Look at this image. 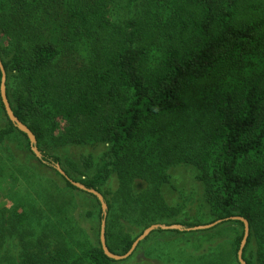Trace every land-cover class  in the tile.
Listing matches in <instances>:
<instances>
[{
  "label": "trees",
  "instance_id": "obj_1",
  "mask_svg": "<svg viewBox=\"0 0 264 264\" xmlns=\"http://www.w3.org/2000/svg\"><path fill=\"white\" fill-rule=\"evenodd\" d=\"M121 10L128 16L117 18ZM0 59L11 110L40 156L1 96L0 146L23 136L41 163L34 167L49 170L59 191L29 182L25 199L13 195L15 204L0 210V252L16 233L23 264H113L100 246V224L97 244L76 230L94 213L101 222L100 202L56 166L102 195L106 246L122 255L141 233L127 240L126 223L116 220L147 228L162 207V187H172L168 167L187 164L197 170L211 223L241 226L230 243L237 250L243 224L230 218L245 219L243 260L264 264V0H0ZM66 145L105 147L93 176L72 178L49 152ZM135 181L148 185L139 191ZM73 191L96 209H80Z\"/></svg>",
  "mask_w": 264,
  "mask_h": 264
},
{
  "label": "rangeland",
  "instance_id": "obj_2",
  "mask_svg": "<svg viewBox=\"0 0 264 264\" xmlns=\"http://www.w3.org/2000/svg\"><path fill=\"white\" fill-rule=\"evenodd\" d=\"M119 14L120 16L116 14L115 16L120 19L128 16L124 10H121ZM3 125V121L0 120V127ZM61 129L62 127H59V130ZM62 131L56 134L58 135ZM104 149V146L90 148L66 145L52 147L49 149V152L59 158L62 167L68 171L72 178L80 180L93 176L96 173L99 156ZM88 156H91L94 162L87 160ZM35 164L41 163L25 149V138L20 134H12L0 146V210L11 208L15 204L14 199L17 196L25 199L26 193L28 191L32 192L31 183L29 182L35 183L36 185L34 186L40 184L39 187L43 190H48L49 192L52 190V193H59L58 189L55 188L56 186L51 185L53 181L50 178L53 177L50 171L42 166L35 168ZM20 169L23 172H27L26 180L19 174ZM167 173L170 176L172 187H162L161 197L159 196L162 200V207L157 208L153 212V216H155L154 222L153 220L151 221L152 223H150V220L147 221L149 226L182 224L202 226L211 223L215 217L211 215L209 206L204 201L202 184L195 179L197 170L191 165L173 164L168 167ZM111 181L110 188L117 187L114 177L111 178ZM55 183L59 188L65 187L63 179L56 178ZM145 185H148L145 181H135L132 186L140 191ZM72 193L79 197V200H82V207L80 209H96L89 196L76 191ZM75 212L77 211L75 210ZM70 216L72 215L70 214ZM139 218L143 220L141 217ZM116 223H126L124 233L127 237L124 238L127 240L135 238L140 233L142 234L146 229L142 225L134 224V221L128 223L124 219H117ZM99 224L100 222L94 213L92 218L83 220L78 227L79 230H76L79 231L81 237H85L92 243L97 244ZM116 230L118 229L116 228L112 231L110 237L117 236ZM240 233L241 226L232 223L218 225L204 231L178 232L176 230L157 229L140 241L129 257L120 261H114L113 264H236L233 260L238 249L236 250L234 246L230 247V243ZM21 239L16 233L12 236H5V242L0 252L2 255L1 264H13V262L14 264H23L24 260L23 256H21L23 245L20 242ZM76 239L81 240L80 237H76ZM120 244H123V242L117 239L116 245L120 246ZM254 249V244L250 243L245 255L247 259L252 258ZM118 252H121V249Z\"/></svg>",
  "mask_w": 264,
  "mask_h": 264
},
{
  "label": "water",
  "instance_id": "obj_3",
  "mask_svg": "<svg viewBox=\"0 0 264 264\" xmlns=\"http://www.w3.org/2000/svg\"><path fill=\"white\" fill-rule=\"evenodd\" d=\"M0 73H1V80H0V96H1V100L4 106V110L6 112V115L8 117V119L16 126V128L22 132L23 134L26 135V137L29 140L30 143V148L31 151L37 156L39 157V151L37 150L35 144H36V139L34 137V135L31 133V131L24 125L22 124L13 114L11 107L9 105V102L7 100V96H6V92H5V71L0 59ZM56 170L63 176L65 177L73 186H75L76 188H78L81 191H85L93 196H95L97 198V200L100 202L101 204V210H102V214H103V218L100 222V229H99V242H100V246L104 252V254L114 260V261H120L123 259H126L127 257H129L133 251L135 250L136 246L138 245V243L140 241H142L143 239H145L151 232H153L154 230L157 229H161V230H177V231H200V230H207L210 228H213L214 226L218 225L221 223V220H217L211 224H207V225H202V226H195L192 228H185L182 227V225H173V226H162V225H151L148 228H146L143 233L138 236L136 238V240H134V242L132 243L130 249L124 254V255H116L111 253L107 246H106V242H105V216H106V209L107 206L104 202V199L102 197V195L100 193H98L97 191H95L94 189H89L86 188L83 184H80L78 182H74L71 179H69L66 174L64 173V171L59 167L56 166ZM231 220H238L243 224V238L240 242L239 245V249L237 251V260L239 262V264H246V262L243 260L242 257V252H243V248L246 244L247 241V237L249 234V225L248 222L241 218V217H231Z\"/></svg>",
  "mask_w": 264,
  "mask_h": 264
}]
</instances>
